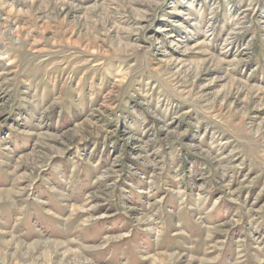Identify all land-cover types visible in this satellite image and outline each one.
<instances>
[{
  "label": "rangeland",
  "instance_id": "rangeland-1",
  "mask_svg": "<svg viewBox=\"0 0 264 264\" xmlns=\"http://www.w3.org/2000/svg\"><path fill=\"white\" fill-rule=\"evenodd\" d=\"M0 190V264H264V0H0Z\"/></svg>",
  "mask_w": 264,
  "mask_h": 264
},
{
  "label": "crops",
  "instance_id": "crops-1",
  "mask_svg": "<svg viewBox=\"0 0 264 264\" xmlns=\"http://www.w3.org/2000/svg\"><path fill=\"white\" fill-rule=\"evenodd\" d=\"M24 177V175H21L19 178L23 179ZM14 179H17V182H19L17 177L14 176ZM43 181L37 178L34 182H29L30 184L28 185V187H26L22 192H14V232L16 234V239H14V242H29L33 239L39 238V236H47L53 241H63L62 237H60V239H56L54 238V236H51L54 233L63 232L66 226L61 224L64 222V220H61L60 218V216H62L60 214L61 209L58 206V202L54 194H49L48 191H46V193L44 192V186L42 184ZM14 186H16L15 182ZM1 194L2 196L4 195V193ZM59 194L61 195V193ZM70 195V200L72 201V194ZM50 197L53 200H56L55 206L51 204L52 199ZM38 207L40 209H38ZM54 208L55 211L53 212ZM52 216H54L55 218ZM64 216L65 215H63V218ZM57 218H60L61 222L59 220H56ZM39 220L41 223L38 222ZM122 231L124 239L123 248L126 249V255H128V258L126 257V259H124L123 264H136L135 257H137L138 253L133 248L134 245H132L131 235L130 233L126 235V229H123ZM195 234H197V232ZM126 236H128V238H126ZM155 241H152L151 237H148L146 232L140 230L138 240L133 242L138 243L140 248L144 250V254L149 255L156 254V252L151 251V248L154 250L158 248L154 246ZM171 241V236H169L165 240L163 239L161 241L159 249H161L162 251L164 248L167 249V246ZM215 248L218 251V248ZM215 248L209 244V246H207V248L203 250V246L200 245V247H197L194 254L198 256H205H200V260L205 259V261H209L211 260L210 258L214 256L217 257L221 264H227L230 258L225 256L224 258L226 259H224V263H222L221 256H223V251L217 252ZM162 251L159 253H162ZM208 255L210 258L208 257ZM138 256H140V254ZM138 264H141V260L138 261Z\"/></svg>",
  "mask_w": 264,
  "mask_h": 264
},
{
  "label": "bare ground",
  "instance_id": "bare-ground-1",
  "mask_svg": "<svg viewBox=\"0 0 264 264\" xmlns=\"http://www.w3.org/2000/svg\"><path fill=\"white\" fill-rule=\"evenodd\" d=\"M0 191H1V190H0ZM2 193L6 194V193H8V191L3 190ZM6 196H7V195H6ZM6 196H5V198H6ZM11 241H13V240L11 239ZM2 242H3V244L6 245V247H8L9 244L5 243L4 241H2ZM48 242H50V241H48ZM20 244L23 245L22 243H20ZM8 248H9V247H8Z\"/></svg>",
  "mask_w": 264,
  "mask_h": 264
}]
</instances>
